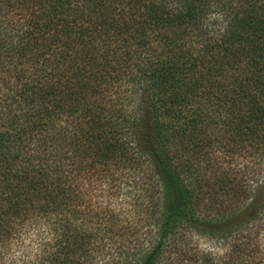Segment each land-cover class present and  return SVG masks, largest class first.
Returning <instances> with one entry per match:
<instances>
[{"label": "trees", "instance_id": "trees-1", "mask_svg": "<svg viewBox=\"0 0 264 264\" xmlns=\"http://www.w3.org/2000/svg\"><path fill=\"white\" fill-rule=\"evenodd\" d=\"M0 264H264V0H0Z\"/></svg>", "mask_w": 264, "mask_h": 264}]
</instances>
